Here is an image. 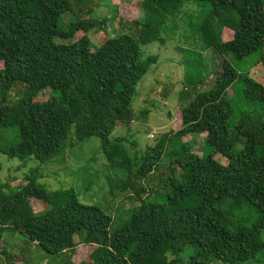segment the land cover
Returning a JSON list of instances; mask_svg holds the SVG:
<instances>
[{
  "label": "trees",
  "instance_id": "obj_1",
  "mask_svg": "<svg viewBox=\"0 0 264 264\" xmlns=\"http://www.w3.org/2000/svg\"><path fill=\"white\" fill-rule=\"evenodd\" d=\"M191 2L210 7L195 29L206 49L238 60L261 51L264 66V0H141L142 18L129 23L137 30L108 38L95 51L87 35L74 41L77 31L95 28L92 22L77 18L59 28L62 16L74 13L72 0H0V156L43 165L74 128L78 142L99 138L110 167L125 175L119 189L139 202L113 229V217L100 207L41 185L36 167L21 188L0 182V247L6 232L17 231L49 255L67 254L66 264L81 254L79 264H248L264 253V116L244 113L232 122L227 94L240 80L244 100L264 106V85L222 59L213 87L182 108L181 129L159 135L142 155L133 150L136 142L115 133L149 113L133 109L138 85L158 62L144 58L142 46L164 44L169 20ZM48 89L51 97L37 101ZM202 134L211 153L201 158L183 141ZM167 157L182 173L161 181L159 192L144 182ZM33 200L45 212L36 213ZM245 207L257 210L255 221L237 214ZM190 247L194 255L185 261Z\"/></svg>",
  "mask_w": 264,
  "mask_h": 264
},
{
  "label": "rangeland",
  "instance_id": "obj_2",
  "mask_svg": "<svg viewBox=\"0 0 264 264\" xmlns=\"http://www.w3.org/2000/svg\"><path fill=\"white\" fill-rule=\"evenodd\" d=\"M72 3L74 13L72 11L63 15L59 21V28L67 29L77 18L95 24V28L89 33L79 30L74 35V41L85 35L89 36L93 44L92 51L108 38L117 37L122 33L133 34V30L136 31L137 28L129 23L143 16L141 0H72ZM209 11L210 7L202 3L186 4L178 20L177 18L169 20L162 33L164 44L153 42L142 46L143 57L154 56L158 62L138 85L133 109L135 113L143 110H148L149 113L144 120L133 122L130 129L121 126L115 132L118 136L126 135L132 142H136L137 146L133 150L140 155L155 144L159 135L181 129L182 108L188 106L197 94L207 92L213 87L217 74L221 72L222 59H226L241 76L248 75L264 85V66L260 63L261 51L238 60L233 55L220 56L215 50L206 49L195 29ZM223 38L228 41L231 35L225 34ZM56 42L70 44L73 41L56 39ZM190 80H194V84H191ZM187 89L190 95L187 94ZM242 91L240 80L227 91L234 107L232 122L244 113L264 116V106L247 103ZM51 93L50 89L45 90L37 97V101H47ZM205 137V134L198 137L192 135L183 142L190 143L193 152L202 158L211 153L210 149L205 148ZM240 148L241 146L237 147ZM214 159L220 164H225L226 161L220 154H216ZM174 160L165 158L144 184H151L150 187L154 190L164 192V188H160V185L163 186L161 181L172 177L179 179L182 173L179 164H172ZM36 167H39L41 185L50 191H73L80 203L100 207L113 217V229L122 224L121 214L127 213L139 204L131 190L119 189L122 176L125 175L110 167L102 152L99 138L92 137L84 142H78L74 136V128H71L62 151L43 165L35 160L21 162L18 159L0 156V182L8 184L12 190L21 188L27 183L26 175ZM175 167L176 174L172 175L171 169ZM34 208L38 214L45 212L38 202L34 203ZM237 214L253 218L252 221L259 216L257 210L251 207L238 210ZM262 238L264 239V232ZM80 239L76 238L78 244L81 243ZM2 251L8 253L12 264H66L69 260L67 254L45 253L17 231L5 233L0 247V252ZM193 255L194 249L190 247L182 257L189 261ZM84 259L85 255H79L76 264ZM0 264H7L4 255L0 256ZM248 264H264V253L259 254L255 261Z\"/></svg>",
  "mask_w": 264,
  "mask_h": 264
}]
</instances>
